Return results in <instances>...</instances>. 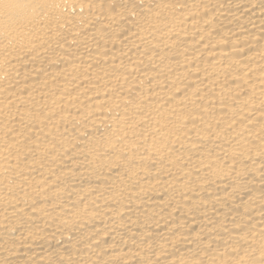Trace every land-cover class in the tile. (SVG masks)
Here are the masks:
<instances>
[{
	"label": "bare ground",
	"instance_id": "bare-ground-1",
	"mask_svg": "<svg viewBox=\"0 0 264 264\" xmlns=\"http://www.w3.org/2000/svg\"><path fill=\"white\" fill-rule=\"evenodd\" d=\"M0 264H264V0H0Z\"/></svg>",
	"mask_w": 264,
	"mask_h": 264
}]
</instances>
